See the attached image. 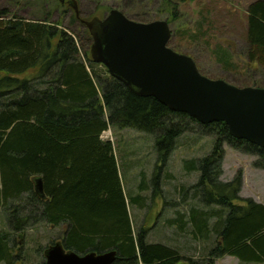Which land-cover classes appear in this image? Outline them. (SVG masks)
Wrapping results in <instances>:
<instances>
[{
	"label": "trees",
	"instance_id": "trees-1",
	"mask_svg": "<svg viewBox=\"0 0 264 264\" xmlns=\"http://www.w3.org/2000/svg\"><path fill=\"white\" fill-rule=\"evenodd\" d=\"M116 1L129 19L139 18L134 7L142 1ZM196 1L164 0V8L177 21L179 5ZM101 11L105 15L110 8ZM247 12L246 56L264 68V0L252 3ZM47 16L45 21H28L0 10V210L9 216L11 231L17 235L41 223L65 224L61 242L78 255L114 251L113 264H199L171 246L148 243L149 230L134 231L114 146L101 138L110 127L153 135L158 160L165 163L180 137L199 134L214 140L213 149L186 170L200 173L194 186L199 203L219 210L191 209L189 224L181 213L174 225L179 230L190 225L195 239L214 241L208 263L227 256L264 263V204L240 197L241 172L231 182L221 181L225 146L255 158L254 169L262 171L264 148L235 139L224 123L201 125L154 98L139 97L107 70L109 77L103 79L88 54L92 71L80 57L76 35L62 20L53 23ZM86 39L92 40L89 32L82 34L81 41ZM217 55L228 71L229 53ZM35 178H43L45 200L35 191ZM139 200L131 199L136 205ZM9 245L10 240L0 237V264H17L21 257L15 259ZM43 259L38 264H46Z\"/></svg>",
	"mask_w": 264,
	"mask_h": 264
},
{
	"label": "rangeland",
	"instance_id": "rangeland-1",
	"mask_svg": "<svg viewBox=\"0 0 264 264\" xmlns=\"http://www.w3.org/2000/svg\"><path fill=\"white\" fill-rule=\"evenodd\" d=\"M60 1L0 0V10H8L12 16L28 21H45L47 15L53 23L62 20L67 31L76 35L80 57L92 71L90 50L93 42L88 39L81 41L82 34H87L88 31L78 20L75 25L71 24L75 15L68 3L72 0H63V3ZM75 1L79 6L81 19L87 21L94 17L105 18L106 14L103 15L101 11L104 7L110 8V11L119 10L116 0ZM140 1L143 2L141 6L137 7L135 4L134 7L139 18L132 21L144 24L168 21L172 31L169 48L193 58L202 75L212 80H223L239 88L264 87V68L251 63L246 56L247 11L249 6L258 0H198L181 4L180 19L177 21L171 20L167 8H164V0ZM201 28L204 34L200 33ZM223 51L228 52L231 57L232 67L228 71L218 62L217 53L221 54ZM94 69L102 73L99 75L103 79L109 77L106 76L107 72L103 66H95ZM102 140L111 142L114 146L119 178L128 202L134 231L140 233L141 229H147L148 243L171 246L181 256L192 258L199 264H206L209 251L215 247L214 241H206L201 237L195 239L191 234L192 226L188 225L186 230H179L174 223L177 214L183 213L186 214L189 224L188 214L191 209L196 212L197 209L219 210V207H206L199 203L194 186L198 183L200 173L198 170H186L187 164L201 160L211 153L214 140L199 134L183 135L177 140L174 151L165 163L158 160L159 154L153 135L110 127L102 135ZM224 148L226 154L221 181L231 182L241 172L243 185L240 197L264 204V171L254 169L255 158L241 155L228 146ZM138 196L139 205H136L131 199ZM9 209L12 215L15 209H12V206ZM8 218L5 211L0 210V237L10 240L9 246L15 259L18 254L21 255L17 264L42 262L47 248L61 241L67 232L65 224L52 226L41 223L28 228L23 233L24 236L18 238L20 233L16 235L11 231ZM215 221L214 219L212 222ZM210 237L215 238L214 235ZM215 264L249 263H243L236 257H225L217 260Z\"/></svg>",
	"mask_w": 264,
	"mask_h": 264
},
{
	"label": "water",
	"instance_id": "water-1",
	"mask_svg": "<svg viewBox=\"0 0 264 264\" xmlns=\"http://www.w3.org/2000/svg\"><path fill=\"white\" fill-rule=\"evenodd\" d=\"M73 10L79 18L75 3ZM82 23L93 40L92 61L139 97L154 98L201 125L224 123L235 139L264 148V89L239 88L202 75L193 58L169 48L172 31L167 21L142 24L112 10L104 19ZM33 182L45 199L43 178ZM44 256L46 264H113L117 259L114 251L78 255L66 251L62 242Z\"/></svg>",
	"mask_w": 264,
	"mask_h": 264
},
{
	"label": "flooded vegetation",
	"instance_id": "flooded-vegetation-1",
	"mask_svg": "<svg viewBox=\"0 0 264 264\" xmlns=\"http://www.w3.org/2000/svg\"><path fill=\"white\" fill-rule=\"evenodd\" d=\"M74 5V4H73Z\"/></svg>",
	"mask_w": 264,
	"mask_h": 264
}]
</instances>
